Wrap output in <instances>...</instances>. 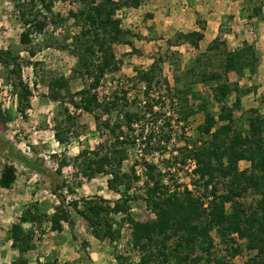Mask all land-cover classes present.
<instances>
[{
    "label": "trees",
    "instance_id": "trees-1",
    "mask_svg": "<svg viewBox=\"0 0 264 264\" xmlns=\"http://www.w3.org/2000/svg\"><path fill=\"white\" fill-rule=\"evenodd\" d=\"M143 1L72 0L79 8L69 9L68 16L79 25V31L64 47L75 56V65L69 75L58 74L47 82V97L57 103L61 116L54 125L55 139L67 144L76 120L69 109L72 106L75 111L92 114L96 127L106 133L104 142L93 149L82 148L71 162L60 158L52 170L0 133V186L12 187L17 162L47 177L58 199L49 214L40 202L28 203L10 225L11 245L20 254L10 264H27L24 255L35 246L33 228H26L25 223L41 227L47 220L52 230L60 231L63 222H70L68 207L87 222L99 240L119 243L123 222L129 224L127 249L137 251L138 258L133 260L126 252L116 253V264H234L244 248L248 256L241 264H264V111L250 107L242 109L236 118L234 112L241 109V96L255 88H241L229 80L230 74L238 78L253 76L260 52L246 40L240 47L228 48L226 41L217 36L183 69L177 61L170 62L173 84L163 74L166 58L159 54L147 68H135L129 77L131 84L116 81L107 94L100 96L98 89L106 73L119 67L114 44L130 43L129 32L122 28L116 12L137 8ZM53 3L54 0H28L17 4L19 19L25 26L19 36L22 44H29L30 35L42 32L48 23L56 25L66 19L53 11ZM261 7L260 2L251 0L241 4L243 11L249 12L248 17L258 16ZM198 24L199 29L177 31L166 40L167 46L187 44L199 50L204 24L199 19ZM28 53L33 56L35 50L29 48ZM19 60L11 49L0 50V63L17 98V110L23 114L29 107L32 90L22 79ZM76 74L86 82L72 91L70 81ZM199 83L210 91L195 90ZM137 85L141 95L138 90L132 95ZM232 91L235 96L228 103ZM213 102L218 105L216 112L211 110ZM260 104L264 108V95ZM197 113H202L203 119L192 135L185 137L184 132L173 130L174 122H182L183 128ZM10 118L11 111L0 103V123L5 125ZM242 121L246 127L237 125ZM132 151L139 154L140 161L135 159L129 172H125L123 163ZM154 155H158L156 161L148 158ZM187 159L194 161L196 178L192 186L196 192L175 179L178 169H182L178 164ZM241 161L249 165L240 168ZM138 164L144 180L136 187V181L141 179L135 172ZM66 165L74 166L87 179L109 175L107 186L119 197L112 204L103 197L73 199L66 204V198L58 192L65 187L73 191L60 180ZM139 191L153 214L147 220H137L130 212L131 202L140 197ZM248 195L253 197L250 202L242 200ZM116 214H122L118 222L112 217ZM49 263L71 264L55 259Z\"/></svg>",
    "mask_w": 264,
    "mask_h": 264
},
{
    "label": "rangeland",
    "instance_id": "rangeland-1",
    "mask_svg": "<svg viewBox=\"0 0 264 264\" xmlns=\"http://www.w3.org/2000/svg\"><path fill=\"white\" fill-rule=\"evenodd\" d=\"M22 1L28 0H0V50L9 48L19 55L21 76L30 85L32 95L29 107L23 114L19 113L17 98L12 91L10 80L6 77V70L0 63V103L3 109L11 111L10 120L5 125L0 123V133L13 141L26 154L42 160L46 166L54 170L57 160L65 157L71 162L82 148L93 149L104 142L106 133L96 127L92 114L83 110L75 111L72 106H69L70 111L76 115V120L68 134L67 144L59 143L53 135L54 125L57 120L61 119V116L57 103L47 97V82L58 74L69 75L75 65V56L64 46L70 44L79 31V25L68 16V10H77L79 4L72 0H54L53 11L58 12L66 19L56 25L50 22L42 32L32 33L30 35L31 42L25 45L19 41L20 33L25 28L17 11V4ZM242 1L239 4L240 11L249 27H259L260 23H264V0H251L260 2L262 5L261 12L254 17H248L249 12L243 11ZM200 3H204V8H210L209 5L206 6L208 0H145L137 8H123L117 11L116 16L121 18L122 28L129 32L127 38L130 43L114 44L119 67L115 71L106 73L98 89L99 95L107 94L116 81H121L126 85L131 84L129 77L134 74L135 68H147L159 54L166 58L162 64L163 74L168 78L170 84H173V66L170 62L177 61L180 68L183 69L200 50L187 44L168 47L166 40L177 32L178 26V28H184V24L192 20L196 5ZM198 8L202 7L198 6ZM260 32L259 38H254L257 41V45L255 43L254 45L261 47V57L264 55L263 27ZM219 37L221 38V36ZM236 45L232 44L231 47ZM29 48L35 50L33 56L28 53ZM173 50L177 52L176 55L170 54ZM34 62L36 64H33ZM258 73V79L253 76L249 78L247 75L242 78L233 74L229 76V80L236 81L241 88H255L254 91L251 90L241 96V109L234 112L236 118L240 116L242 109L259 107L264 111L260 104V98L264 95V64L260 65ZM85 82L86 80L76 74L70 81V88L72 91L77 90L84 86ZM134 88L132 95L137 90L141 95L140 85ZM195 90L204 93L210 91L208 86L201 83L195 87ZM234 96V91L230 92L227 97L228 103L232 102ZM190 101H192L191 98ZM211 110L216 112L218 105L213 102ZM202 119V113H197L189 118L183 128H181L182 122H174L173 130L182 131L187 137L193 134L196 125ZM237 125L246 127L244 121ZM148 158L156 161L158 155L148 156ZM135 159L139 160L140 156L133 152L123 163V171L129 172V166ZM248 165L249 163L246 161L239 163L240 168H245ZM15 166L17 177L12 187L6 189L0 186V264H10L20 255L11 245L8 230L10 225L18 220L25 206L32 201H38L43 210L49 214L53 211L54 205L58 204V199L51 191L47 177L30 171L20 163L16 162ZM178 167L182 169H178L175 175L177 182L187 185L196 192L192 186V180L196 178V175L192 171L191 159H187L184 164H178ZM142 170L140 164L135 165L136 174L141 176V179L135 183L136 187L140 186L144 180ZM108 178L109 175L99 174L87 179L78 174L74 166L66 165L62 167L60 180H64L73 191L71 192L65 187L58 189V192L66 198V204L73 199L91 197H103L112 204L119 197V193L108 188ZM132 192L136 193L137 189ZM138 194L140 197L131 202L130 212L137 220H147L153 217V214L145 206L141 195L142 191H139ZM252 198V195H248L242 200L250 202ZM68 208L70 222H63V228L60 231L52 230L47 220L43 221L41 227L25 223L26 228H33L35 244L34 248L24 255L27 264H37V262L50 264L49 262L54 259L57 262L66 261L71 264H116L115 254L125 252L133 260L138 258L137 251L127 249L130 239V228L127 222L122 224L119 243H112L108 239L99 240L93 236L87 222L71 207ZM112 217L118 222L121 220L122 214ZM213 235L216 239L215 234ZM247 256L248 250L244 248L233 260L234 264H241Z\"/></svg>",
    "mask_w": 264,
    "mask_h": 264
},
{
    "label": "crops",
    "instance_id": "crops-1",
    "mask_svg": "<svg viewBox=\"0 0 264 264\" xmlns=\"http://www.w3.org/2000/svg\"><path fill=\"white\" fill-rule=\"evenodd\" d=\"M240 3L241 0H208L206 6L209 5L210 8H204V3H200L199 5H196L192 20L187 22V24H184L186 28H178V26L177 31L186 32L193 29H199L198 19H200L204 24L203 38L199 42L200 51L204 50L207 44L217 36H221L220 39L226 38L225 41L227 47L231 49L240 47L245 40L257 45V41L254 40V38H259V34L261 33L260 29L262 27L264 28V23H260L259 27L253 26V28L250 26L251 29L249 24H247L246 19L243 18V13L240 11ZM198 6H201L202 8L200 9ZM153 19H155L154 16ZM251 36L253 38H250ZM232 44L237 45L231 47ZM256 48L262 53L261 47L256 46ZM263 64L264 55L260 57L257 72L253 75L254 78L257 77L258 79L259 67ZM254 94L256 95L257 91Z\"/></svg>",
    "mask_w": 264,
    "mask_h": 264
},
{
    "label": "built area",
    "instance_id": "built-area-1",
    "mask_svg": "<svg viewBox=\"0 0 264 264\" xmlns=\"http://www.w3.org/2000/svg\"><path fill=\"white\" fill-rule=\"evenodd\" d=\"M191 162H192V165H193V167H194V166H195V165H194V161H193V160H191Z\"/></svg>",
    "mask_w": 264,
    "mask_h": 264
}]
</instances>
